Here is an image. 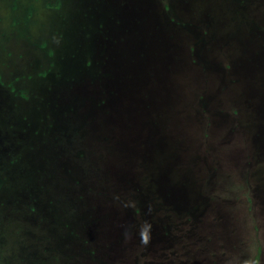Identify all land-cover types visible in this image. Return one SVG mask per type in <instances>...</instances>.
<instances>
[{
    "label": "rangeland",
    "instance_id": "rangeland-1",
    "mask_svg": "<svg viewBox=\"0 0 264 264\" xmlns=\"http://www.w3.org/2000/svg\"><path fill=\"white\" fill-rule=\"evenodd\" d=\"M0 264H264V0H0Z\"/></svg>",
    "mask_w": 264,
    "mask_h": 264
}]
</instances>
